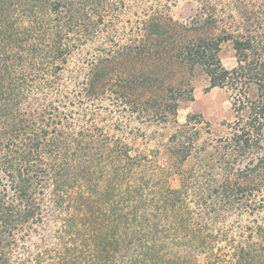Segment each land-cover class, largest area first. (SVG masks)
I'll list each match as a JSON object with an SVG mask.
<instances>
[{"label": "trees", "instance_id": "obj_1", "mask_svg": "<svg viewBox=\"0 0 264 264\" xmlns=\"http://www.w3.org/2000/svg\"><path fill=\"white\" fill-rule=\"evenodd\" d=\"M198 1L180 32L149 9L130 45L89 56L69 87L73 49L100 26L110 30L111 6L123 0H0V264H199L200 255L264 264V0ZM225 44L231 69L220 60ZM153 56L169 71L198 67L208 88L229 94L234 113L215 144L197 148L195 133L172 134L163 164L98 122L128 107L166 120L191 98L181 80L132 101L133 85L153 90L164 79L115 75L112 65L145 67ZM237 210L254 216L246 237L212 230ZM226 240L228 255L218 247Z\"/></svg>", "mask_w": 264, "mask_h": 264}, {"label": "rangeland", "instance_id": "obj_2", "mask_svg": "<svg viewBox=\"0 0 264 264\" xmlns=\"http://www.w3.org/2000/svg\"><path fill=\"white\" fill-rule=\"evenodd\" d=\"M123 2L124 7L120 6L121 4H117V7L120 6L117 10H114V6H111L112 12L109 16L113 17V20L108 18L107 20L109 21L105 23V27H109L108 22H111L110 30L107 28L101 32L103 28L100 26V29H98L97 33H94L92 39L89 37L87 42L73 49L72 55L69 58V65L66 67L64 73L66 77L65 82L69 87L74 86L77 81L73 80L74 75H72V73L79 70V68L82 70L81 67L87 68L89 56L95 55L114 45H130L129 38L132 37L138 21L147 19L148 12H150L148 11L149 9L152 10L151 14L154 11H159L165 20L167 19L169 24L173 25L172 28L179 32L180 28L176 29L175 26L184 23L188 24L189 21L195 18L200 10V3L198 0H123ZM114 3L115 2H112V5ZM103 9L106 13L108 12L106 4ZM114 33H116V35ZM175 33L179 34L177 32ZM220 60L223 67L226 69H231L235 66L233 51L229 45L225 44L222 46ZM159 65V62L153 56L149 58L145 67L137 65L134 68L133 63L129 61L124 66L112 65V69L115 75H118L122 69L121 72H128L129 75L131 73L144 74L145 70H148L152 74L153 79L156 77L164 79V83L160 85L156 83L153 90H145V88H141L138 85H133L129 94L132 96L130 97L132 101L137 103L143 100L141 99L140 101L138 96L144 97V94L146 96L147 93L151 94L152 91H157L160 94L163 93L161 92L162 89H177L182 84L180 83L181 80L183 83L189 81L191 98L185 97L184 99H180L174 114L168 115L166 120L158 115L147 117L141 114L138 116L136 111L130 114L132 109L128 107V110L120 109L121 113L119 111L117 113L115 112L114 115L111 114L113 120L110 119L108 123L107 120L98 122L101 127L111 124V129L108 130L107 134L123 140V142H126L136 153L146 155L150 161L156 159L157 162L163 164V150L168 147V140L172 134L179 135L182 133L189 137V135H194L195 133L197 135V140L194 142L193 146L197 148L203 143L215 144L218 138H223L228 134L229 130L226 126L233 122L234 113L231 109L229 94L224 89L208 88V79L198 67L190 73L186 68L177 67L175 65H173L171 71H169L168 66L159 67ZM162 69L163 73H160L159 71ZM165 70H167V73ZM109 108H111V106H109ZM96 111L100 112V116L103 118L107 115L106 113H108L103 110ZM83 121L87 120L84 119ZM156 150H159L161 153L154 155ZM190 164H192V162L188 160L184 164V167L186 168ZM170 184L172 188L178 187L177 181L174 178L170 179ZM250 212L251 211L242 212L241 210L233 211L227 219L217 223L212 230L227 233L230 240H232L231 238H233V240L234 238L238 240L240 234L243 235L244 238L249 234L250 226L254 224V216ZM257 212L261 215L263 214L261 210L255 209L254 213L257 214ZM256 219L259 221L260 217ZM227 244L228 240L222 241L218 244V247H224ZM223 252L224 255H228L230 250L225 246ZM223 260L224 264H230L228 261H225L227 258ZM208 261L209 260H206L203 255L197 258L199 264H222L221 260L219 262Z\"/></svg>", "mask_w": 264, "mask_h": 264}]
</instances>
